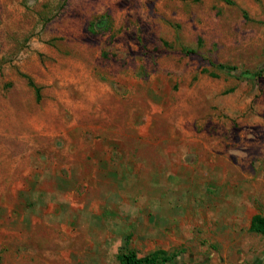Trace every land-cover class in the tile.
Wrapping results in <instances>:
<instances>
[{"label":"rangeland","instance_id":"rangeland-1","mask_svg":"<svg viewBox=\"0 0 264 264\" xmlns=\"http://www.w3.org/2000/svg\"><path fill=\"white\" fill-rule=\"evenodd\" d=\"M231 1L0 0V264H264V0Z\"/></svg>","mask_w":264,"mask_h":264},{"label":"trees","instance_id":"trees-1","mask_svg":"<svg viewBox=\"0 0 264 264\" xmlns=\"http://www.w3.org/2000/svg\"><path fill=\"white\" fill-rule=\"evenodd\" d=\"M228 4H232L231 0H224ZM197 50H190L189 53H196ZM264 69L256 72L257 77H261ZM228 74L233 75L231 70L227 71ZM235 76H240L235 74ZM241 77V76H240ZM250 231L260 234L264 237V216L256 214L252 217L250 223ZM177 255L169 254L165 250H156L155 252L146 255L138 256L135 252L122 253L119 255L118 260L120 264H177Z\"/></svg>","mask_w":264,"mask_h":264},{"label":"crops","instance_id":"crops-1","mask_svg":"<svg viewBox=\"0 0 264 264\" xmlns=\"http://www.w3.org/2000/svg\"><path fill=\"white\" fill-rule=\"evenodd\" d=\"M249 126H245V128H241V136L247 137L251 134V130L248 128Z\"/></svg>","mask_w":264,"mask_h":264}]
</instances>
